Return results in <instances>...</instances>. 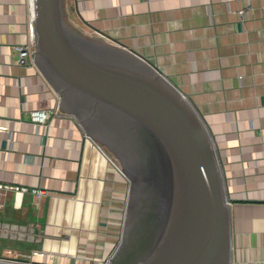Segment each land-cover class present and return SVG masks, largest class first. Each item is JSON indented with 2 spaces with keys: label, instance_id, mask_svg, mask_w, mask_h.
I'll return each mask as SVG.
<instances>
[{
  "label": "crops",
  "instance_id": "0c3cea01",
  "mask_svg": "<svg viewBox=\"0 0 264 264\" xmlns=\"http://www.w3.org/2000/svg\"><path fill=\"white\" fill-rule=\"evenodd\" d=\"M64 3L76 29L145 58L188 97L222 169L233 264H264V0ZM30 20L29 0H0V183L8 187L0 237L21 241L1 252L39 264H105L120 238L128 180L59 108L36 65L19 64L15 46ZM34 109L46 124L31 121Z\"/></svg>",
  "mask_w": 264,
  "mask_h": 264
},
{
  "label": "water",
  "instance_id": "95a60500",
  "mask_svg": "<svg viewBox=\"0 0 264 264\" xmlns=\"http://www.w3.org/2000/svg\"><path fill=\"white\" fill-rule=\"evenodd\" d=\"M64 1L33 0L34 64L128 180L105 264H233L231 203L202 116L148 60L76 29Z\"/></svg>",
  "mask_w": 264,
  "mask_h": 264
},
{
  "label": "built area",
  "instance_id": "2783aa9c",
  "mask_svg": "<svg viewBox=\"0 0 264 264\" xmlns=\"http://www.w3.org/2000/svg\"><path fill=\"white\" fill-rule=\"evenodd\" d=\"M29 7L31 11V20H30L31 24H30V31H29L28 37L26 41H24L23 43L17 44L15 46L18 52V62L19 64H22V65H28V64L34 63V36H33V31H32V20L34 16L33 0H29ZM238 13L241 17H244L246 14V9L241 8L238 10ZM30 119L31 121H33L34 123L38 125L46 124V121H47V117H46L44 110H38V109L31 110ZM109 158H110V161L117 167V169L120 172H122L120 166L114 161V159L111 157ZM7 188L8 187L6 184L0 183V191H7ZM37 193L43 194L44 192L42 190H38ZM4 257L8 259H13L19 262L31 263L27 260H22L21 258H18V256H13L9 254Z\"/></svg>",
  "mask_w": 264,
  "mask_h": 264
},
{
  "label": "rangeland",
  "instance_id": "374dc122",
  "mask_svg": "<svg viewBox=\"0 0 264 264\" xmlns=\"http://www.w3.org/2000/svg\"><path fill=\"white\" fill-rule=\"evenodd\" d=\"M65 10H66V13H67V10H68V7H67V4H65ZM68 12H69V10H68ZM67 18H68V21H69V15H67ZM70 22V21H69ZM71 23V22H70ZM106 151V150H105ZM108 153V152H107ZM109 154V153H108ZM110 155V154H109ZM111 157H112V155H110ZM113 158V157H112ZM114 159V158H113ZM115 161V160H114ZM116 163H117V161H115ZM19 242H21V241H19V240H17V239H14V240H11L10 239V237H4V238H2V237H0V256H6V254H3L2 252H1V246L2 245H4V246H6V245H8V244H14V245H16L17 243H19ZM8 255V254H7Z\"/></svg>",
  "mask_w": 264,
  "mask_h": 264
},
{
  "label": "bare ground",
  "instance_id": "6f19581e",
  "mask_svg": "<svg viewBox=\"0 0 264 264\" xmlns=\"http://www.w3.org/2000/svg\"><path fill=\"white\" fill-rule=\"evenodd\" d=\"M9 251V250H8ZM11 253V252H10ZM9 255H11V254H9Z\"/></svg>",
  "mask_w": 264,
  "mask_h": 264
}]
</instances>
